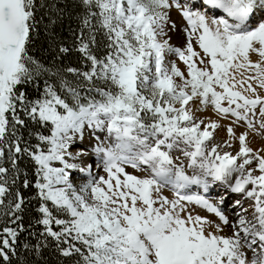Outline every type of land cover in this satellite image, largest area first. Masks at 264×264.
Instances as JSON below:
<instances>
[{"label":"snow or ice","instance_id":"snow-or-ice-1","mask_svg":"<svg viewBox=\"0 0 264 264\" xmlns=\"http://www.w3.org/2000/svg\"><path fill=\"white\" fill-rule=\"evenodd\" d=\"M53 259L264 264V0H0V264Z\"/></svg>","mask_w":264,"mask_h":264},{"label":"trees","instance_id":"trees-1","mask_svg":"<svg viewBox=\"0 0 264 264\" xmlns=\"http://www.w3.org/2000/svg\"><path fill=\"white\" fill-rule=\"evenodd\" d=\"M58 4V6H64L65 2L69 5L71 4L72 0H54ZM69 11L71 8L68 9ZM71 24V27H76L75 21H69L67 17L63 20V22H58L57 25L54 27L53 31L56 34L53 38V46L58 47L60 42H65L69 46L71 45V41L73 39L71 33L69 32V25ZM35 54L41 58L45 63L52 61L53 59V53L52 49L49 48L48 45V37L44 36L43 32H41V35L39 39L35 43ZM76 56L75 54L69 55L66 59L63 60H56L55 64L58 66H76ZM27 219L28 216L25 217V223L27 226ZM53 264H55V260L53 259Z\"/></svg>","mask_w":264,"mask_h":264},{"label":"bare ground","instance_id":"bare-ground-1","mask_svg":"<svg viewBox=\"0 0 264 264\" xmlns=\"http://www.w3.org/2000/svg\"><path fill=\"white\" fill-rule=\"evenodd\" d=\"M173 41H175V39L173 40ZM176 42V41H175ZM207 114V116H212L213 114H210V113H206ZM214 118V117H213ZM78 144H79V146L81 147V148H83V147H86L87 146V144H88V136H87V133H86V135H85V140L83 141V142H78ZM73 150H75V149H73ZM94 157H92L91 159H90V163H92L93 161H94ZM93 170L95 171V165H94V163H93ZM79 174L78 173H73L72 174V176H73V178H75V177H77ZM197 191H199L198 192V194H202L201 192H202V190L200 191V189H198L197 187L195 188ZM221 190L220 189H217V188H215V187H213V189H212V191L210 192V193H208V195H210V196H217V193L218 192H220ZM167 192V191H166ZM191 192L192 193H196L195 191H194V189H191ZM170 196V195H169ZM218 198V197H217ZM202 215H203V213H201Z\"/></svg>","mask_w":264,"mask_h":264},{"label":"rangeland","instance_id":"rangeland-1","mask_svg":"<svg viewBox=\"0 0 264 264\" xmlns=\"http://www.w3.org/2000/svg\"><path fill=\"white\" fill-rule=\"evenodd\" d=\"M175 41H176V42H175ZM175 41H172V42H173V43H179V42H180L179 40H176V39H175ZM252 59L254 60V59H256V57L253 56ZM208 113L212 114L211 112H208ZM204 115L207 116L206 113H205ZM221 135H222V134H221ZM218 138H219V137H218ZM129 171H130V170H129ZM195 188H196L195 186L192 187V189H195ZM164 191H165V194H166V195H171L170 193H168L167 189H165ZM166 191H167V192H166ZM217 197H218V196H217Z\"/></svg>","mask_w":264,"mask_h":264}]
</instances>
